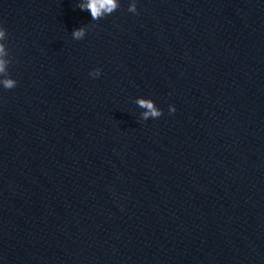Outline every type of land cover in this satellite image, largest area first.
<instances>
[{
    "label": "water",
    "instance_id": "obj_1",
    "mask_svg": "<svg viewBox=\"0 0 264 264\" xmlns=\"http://www.w3.org/2000/svg\"><path fill=\"white\" fill-rule=\"evenodd\" d=\"M81 2L0 0V264H264V0Z\"/></svg>",
    "mask_w": 264,
    "mask_h": 264
},
{
    "label": "clouds",
    "instance_id": "obj_2",
    "mask_svg": "<svg viewBox=\"0 0 264 264\" xmlns=\"http://www.w3.org/2000/svg\"><path fill=\"white\" fill-rule=\"evenodd\" d=\"M120 7V4L117 0H83V2L79 3L78 8L81 11H89L93 21L99 20L103 16H107L112 14ZM128 11L133 14H138L136 3L133 2L128 8ZM87 29L85 27H80L79 29H74L72 31L73 39L82 40L86 36ZM7 39V30L0 26V41H5ZM8 56V51L6 50V45L4 43H0V75L6 76L5 79L0 81L3 88L6 90L14 89L17 86V81L9 78L7 76V66L9 64V60L6 59ZM101 74L100 69H95L89 75L93 77H99ZM137 104L139 107L145 109L142 112L141 118L144 121L151 119H157L163 115L162 111L159 110L154 102L150 99H138ZM170 113H174L176 109L172 106L169 108Z\"/></svg>",
    "mask_w": 264,
    "mask_h": 264
}]
</instances>
